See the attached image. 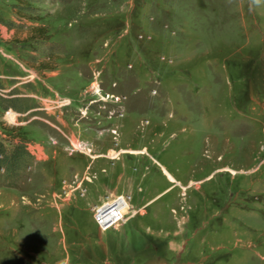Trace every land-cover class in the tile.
I'll use <instances>...</instances> for the list:
<instances>
[{"label": "rangeland", "instance_id": "rangeland-1", "mask_svg": "<svg viewBox=\"0 0 264 264\" xmlns=\"http://www.w3.org/2000/svg\"><path fill=\"white\" fill-rule=\"evenodd\" d=\"M0 20V140L32 152L0 171V264H264V0H0ZM118 195L136 214L102 232Z\"/></svg>", "mask_w": 264, "mask_h": 264}, {"label": "built area", "instance_id": "built-area-1", "mask_svg": "<svg viewBox=\"0 0 264 264\" xmlns=\"http://www.w3.org/2000/svg\"><path fill=\"white\" fill-rule=\"evenodd\" d=\"M62 102L68 101L64 99ZM30 150L28 149L29 152ZM92 212L93 220L102 232L125 224L136 214V210L131 207L130 198L124 195L107 198L102 204L93 207Z\"/></svg>", "mask_w": 264, "mask_h": 264}, {"label": "trees", "instance_id": "trees-1", "mask_svg": "<svg viewBox=\"0 0 264 264\" xmlns=\"http://www.w3.org/2000/svg\"><path fill=\"white\" fill-rule=\"evenodd\" d=\"M23 1H32V0H23ZM36 2H41L42 0H34ZM15 8V6H14ZM23 9H20V11ZM1 23V20H0ZM35 31L40 30L38 28L34 29ZM11 104L4 105L5 109L12 110ZM14 137V136H13ZM16 142L12 145L11 149L7 151L3 142L0 140V171H7L11 173H16L17 170L25 163L26 158L28 157L27 152V141L24 138H15Z\"/></svg>", "mask_w": 264, "mask_h": 264}, {"label": "crops", "instance_id": "crops-1", "mask_svg": "<svg viewBox=\"0 0 264 264\" xmlns=\"http://www.w3.org/2000/svg\"><path fill=\"white\" fill-rule=\"evenodd\" d=\"M11 112V111H10Z\"/></svg>", "mask_w": 264, "mask_h": 264}]
</instances>
